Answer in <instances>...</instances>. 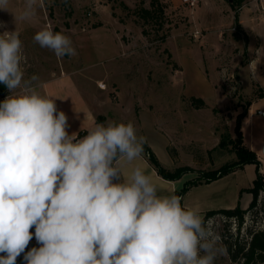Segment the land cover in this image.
Segmentation results:
<instances>
[{
    "label": "rangeland",
    "instance_id": "374dc122",
    "mask_svg": "<svg viewBox=\"0 0 264 264\" xmlns=\"http://www.w3.org/2000/svg\"><path fill=\"white\" fill-rule=\"evenodd\" d=\"M232 1L43 0L34 17L15 22L24 0H10L9 12L1 10L6 28L0 33L16 29L24 78L39 77L38 90L56 99L78 136L98 123L131 122L145 138L146 157L149 146L169 170L191 166L172 182L133 160L123 164L122 176L139 166L159 195L181 192L182 207L198 209L203 218L211 210L247 208L257 176V165L247 163L212 181L203 177L237 161L236 125L248 128L264 106V11L260 0H240L236 7ZM142 7L161 11V18L146 24ZM44 27L67 35L75 55L57 58L35 43ZM9 94L6 88L0 97ZM194 98L205 104L198 107ZM243 140L248 146L244 134ZM261 169L264 177V163ZM206 226L223 249L215 264H232L228 246L264 231V190L240 227L222 214ZM31 243L40 246L34 235L27 248Z\"/></svg>",
    "mask_w": 264,
    "mask_h": 264
},
{
    "label": "clouds",
    "instance_id": "9594fccd",
    "mask_svg": "<svg viewBox=\"0 0 264 264\" xmlns=\"http://www.w3.org/2000/svg\"><path fill=\"white\" fill-rule=\"evenodd\" d=\"M9 5L0 0V10ZM39 7L43 0H24L15 22ZM33 40L57 58L75 55L71 39L50 27ZM22 58L16 29L0 33V84L10 93L0 102V264L21 254L23 264H215L223 249L198 209L159 195L139 166L123 178V164L144 151L133 123L69 135L39 77L24 78ZM33 235L40 246L26 252Z\"/></svg>",
    "mask_w": 264,
    "mask_h": 264
},
{
    "label": "trees",
    "instance_id": "16d2710c",
    "mask_svg": "<svg viewBox=\"0 0 264 264\" xmlns=\"http://www.w3.org/2000/svg\"><path fill=\"white\" fill-rule=\"evenodd\" d=\"M64 1H69V0H64ZM239 2L240 0H233L231 2V5L233 7H236L237 5H239ZM140 11L141 12L139 13V15L146 24H149L153 20L157 21L162 16V12L161 11L159 12L154 7L152 8L142 7ZM50 15L53 16V10L51 8H50ZM147 33H148L147 30L144 29V34ZM166 37L167 35L162 36L161 39L164 40ZM5 89L6 86L0 84V94H2ZM194 101L197 102L196 105L198 107H201L202 105L205 104L202 98H194ZM83 132L81 131L80 135ZM235 132H236L237 141H233V140L231 141H233V143L236 146L235 151L237 155V161L234 163H227L223 165L219 170L213 172L210 175L205 174L203 175V177L206 181H212L226 175L235 167H240L247 163H255L257 165V169H256L257 176L256 179L254 180L253 186L249 188V192L252 194V200L247 208H242L241 206H237L231 209L208 211L203 217L205 224L207 219L213 217L216 214H222L228 218H235L238 226L240 227L244 222L245 213L248 210H251L257 206L259 202L260 193L261 191L264 190V177L259 171L260 160L258 158L257 153L254 150L244 145L243 131L240 123L236 125ZM145 151L149 163L153 166V168L156 170L158 175L164 179L177 180L180 179L185 172L193 170V168L189 165L179 166L176 167L174 170H169L162 165L155 152L149 146H145ZM175 195L182 198L181 192L176 191ZM250 235L251 237L249 241L239 245L235 243V244H230L228 246V251L232 259V264H264V231L263 230L256 232L250 231ZM30 245L35 247V244L33 243H31ZM30 249L31 248H26L25 251L27 252ZM241 260H243V263L240 262ZM16 264H23V254L17 257Z\"/></svg>",
    "mask_w": 264,
    "mask_h": 264
},
{
    "label": "crops",
    "instance_id": "0c3cea01",
    "mask_svg": "<svg viewBox=\"0 0 264 264\" xmlns=\"http://www.w3.org/2000/svg\"><path fill=\"white\" fill-rule=\"evenodd\" d=\"M263 5H264V1H263ZM2 15L3 14L0 10V20L4 19ZM9 21H10V24L14 23V21L12 20H9ZM5 98L6 97H0V102L4 100ZM263 99H264V95H263ZM262 108H264V106H262ZM250 122L251 124L248 126V128H245V126L244 127L242 126V131L244 134L245 141L248 143V147L257 153L258 158L260 160V169H261V165L264 163V154L262 152V146L264 145V117L260 116L259 114L255 116H251ZM66 130L68 131L69 135L73 134V136L76 138H82L84 135L87 134V133L86 134L83 133L82 134L83 136L80 137L78 136L79 135L78 132L76 130H73V128L70 127V129L67 128ZM135 160L137 164L142 165L144 168L147 166L150 167L152 173L157 177V179H161L158 173L156 172V170L152 169L153 166L149 163L144 153H142L141 157H137ZM262 170L263 169H261V171ZM171 181L176 182V180H171ZM174 192H176V190Z\"/></svg>",
    "mask_w": 264,
    "mask_h": 264
},
{
    "label": "built area",
    "instance_id": "2783aa9c",
    "mask_svg": "<svg viewBox=\"0 0 264 264\" xmlns=\"http://www.w3.org/2000/svg\"><path fill=\"white\" fill-rule=\"evenodd\" d=\"M257 1H259V0H257ZM263 1H264V0H260V4H261V9H262V11H264ZM257 113H258L260 116H263V117H264V108H259V109L257 110Z\"/></svg>",
    "mask_w": 264,
    "mask_h": 264
},
{
    "label": "water",
    "instance_id": "95a60500",
    "mask_svg": "<svg viewBox=\"0 0 264 264\" xmlns=\"http://www.w3.org/2000/svg\"><path fill=\"white\" fill-rule=\"evenodd\" d=\"M262 152H263V154H264V145L262 146Z\"/></svg>",
    "mask_w": 264,
    "mask_h": 264
}]
</instances>
